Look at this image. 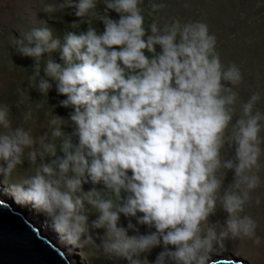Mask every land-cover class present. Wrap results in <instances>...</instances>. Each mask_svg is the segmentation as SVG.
Wrapping results in <instances>:
<instances>
[{"label": "clouds", "instance_id": "obj_1", "mask_svg": "<svg viewBox=\"0 0 264 264\" xmlns=\"http://www.w3.org/2000/svg\"><path fill=\"white\" fill-rule=\"evenodd\" d=\"M142 2L105 0L103 31L98 33L89 21L86 31L67 33L63 44L49 27H34L14 38L15 51L32 57L35 65L43 54L60 52L63 63L48 58L44 76L39 71L32 78L33 88L47 95L52 88L48 78L55 81L58 94L66 96L60 105L74 109L70 119L75 127L68 134L57 120L50 121L53 138L66 133L59 144L62 156L52 142L32 148L35 141L23 128L0 133L5 180L22 165L26 148H32L30 164L38 157L41 161L34 175L9 183L8 191L17 203L50 218L68 244H92L105 258H123L128 264H141L140 255L157 246L163 250L154 264H208L210 254L228 240L249 239L260 246L256 221L243 213L250 192L261 183L264 112L256 108L261 93L253 92L242 103L233 124L232 106L239 97L234 88L243 82L240 67L222 65L217 38L202 21L182 25L173 19L163 28L152 22L149 34ZM66 5L82 18L94 14L97 0H65L59 8ZM164 7L151 5L153 11ZM109 10L119 19L109 18ZM9 112L0 108L4 128L9 127ZM30 117L31 112L25 119ZM233 146L234 157L225 159ZM45 157L53 159L45 163ZM225 169L234 170V182L222 193ZM89 180L107 191L83 192L82 182ZM218 199L228 214L223 224L209 221ZM260 202L257 197L255 203ZM85 204L98 213L90 225ZM120 214L155 231L139 234L131 219L127 228L118 226ZM90 228L106 230L99 244ZM129 229L137 234L128 235Z\"/></svg>", "mask_w": 264, "mask_h": 264}, {"label": "rangeland", "instance_id": "obj_2", "mask_svg": "<svg viewBox=\"0 0 264 264\" xmlns=\"http://www.w3.org/2000/svg\"><path fill=\"white\" fill-rule=\"evenodd\" d=\"M62 2L65 0H0V108L10 109L7 117L10 122L9 127L4 128L0 124V133H10L16 128H23L30 131L35 141L32 148H40L42 142H52L58 146V156L63 155L59 150L61 139L66 138V133L71 134L74 131L75 126L70 119V113L74 109L60 105V101L66 99V96L58 94L55 81L48 78L52 83V88L49 89L47 95H43L33 88L32 78L39 71L40 76H44L43 67L48 58L62 64L60 52L43 54V59L35 65L32 57L22 56L15 51L12 41L34 27H49L54 37L60 39L61 44L64 43L67 33H76L77 29L80 32L86 31L89 21H91V27L98 33L103 31L101 16L105 0H97V6L92 10L94 14L82 18L76 17L74 9L67 5L63 9L59 8ZM258 2L262 6L257 7ZM153 3H163L165 7L153 11L151 8ZM185 3L190 6L185 7ZM50 8L55 11H49ZM140 8L145 17L144 27L149 34V25L152 22H156L159 28H163L173 19H179L182 25L197 20L206 23L209 32L215 34L217 38L216 50L219 52L222 65L226 68L235 63L243 74V82L234 88L239 93V97L232 106L235 111L232 123L234 124L239 118L242 103L253 92L261 93V100L256 108L264 112V0H143ZM108 15L111 19H119V14L114 10H109ZM73 22H77L75 27L72 26ZM155 48L157 53L161 51L159 45ZM146 55L150 54L146 51ZM39 78L37 77V81ZM223 83L231 87L229 82ZM29 112H31V117L26 120L25 116ZM54 119L58 122L57 126H62L61 130L66 132L64 137L53 138L51 136L54 126L50 124V121ZM44 133H48L47 137H44ZM261 135L264 136V132ZM72 141L78 143V137L73 136ZM32 148L25 149L24 161L22 165L17 166L10 179L5 180L3 174H0V194L2 193L3 197L9 199L10 205L14 204L16 208L28 213L32 222L36 220L37 227H40L43 235L62 249L73 264H128V261L123 258H105L92 244L85 248L68 244L54 229L50 218L44 213L37 211L31 205L16 202L8 191V184L19 183L34 175L41 163L39 157L36 164H30L27 160V154ZM234 148L235 146L224 153L225 159L234 157ZM51 159L53 158L45 157L44 162L49 163ZM2 163L0 161V164ZM260 164V186L250 192V200L246 203L243 214L256 221V231L261 237V245H254L249 239L228 240L223 248L215 249L210 254L208 262L212 259H236L251 264H264V155L260 158ZM224 171L226 176L221 187L222 193L234 182V170L225 169ZM93 188L102 193L107 191L102 183L94 185L90 180L87 183L82 182L83 192H88ZM121 195L125 197L126 193L122 192ZM217 196L219 197L220 193H217ZM257 197L261 201L259 205L255 203ZM112 199L115 202V197ZM85 207L88 208L86 214L90 225L97 218L98 213L90 205L85 204ZM227 216V212L220 207L218 199L216 212L209 217V221L211 223L219 221L223 224ZM129 219L136 224L139 234L155 231L154 228L149 229L146 225L137 224L135 218L125 217L123 214H120L118 226L127 228ZM105 231L103 228H90V234L97 244L101 242ZM135 234L137 233L133 230H128V235ZM162 250V246H157L150 252L142 253L139 257L141 264H154L158 253Z\"/></svg>", "mask_w": 264, "mask_h": 264}, {"label": "water", "instance_id": "obj_3", "mask_svg": "<svg viewBox=\"0 0 264 264\" xmlns=\"http://www.w3.org/2000/svg\"><path fill=\"white\" fill-rule=\"evenodd\" d=\"M0 264H73L22 212L0 199ZM208 264H251L236 259H216Z\"/></svg>", "mask_w": 264, "mask_h": 264}, {"label": "bare ground", "instance_id": "obj_4", "mask_svg": "<svg viewBox=\"0 0 264 264\" xmlns=\"http://www.w3.org/2000/svg\"><path fill=\"white\" fill-rule=\"evenodd\" d=\"M4 194V193H3ZM0 199L1 200H3L4 202H7V203H9L8 201H9V199L7 198V197H3L2 196V193L0 194ZM12 205V207H13V210L14 211H16V212H22V214H24V216H25V218L29 221V222H31L32 224H34V226H36L37 227V221L35 220V222L33 221H31V219H30V216L28 215V213H25L24 211H22V209L20 210V209H18V208H16V205H14V204H11ZM38 228V227H37ZM39 229H40V227H39ZM40 232H41V229H40ZM41 234L43 235V233L41 232ZM45 236V235H44ZM67 256V255H66ZM68 258V257H67ZM69 259V258H68Z\"/></svg>", "mask_w": 264, "mask_h": 264}, {"label": "trees", "instance_id": "obj_5", "mask_svg": "<svg viewBox=\"0 0 264 264\" xmlns=\"http://www.w3.org/2000/svg\"><path fill=\"white\" fill-rule=\"evenodd\" d=\"M76 32V34H79L80 33V31L77 29V31H75ZM145 54H146V50H145ZM150 54V53H149ZM151 55V54H150ZM129 174H131L130 172H129Z\"/></svg>", "mask_w": 264, "mask_h": 264}]
</instances>
